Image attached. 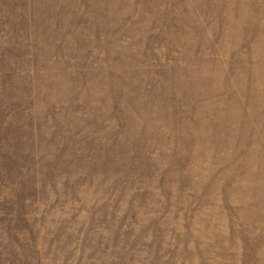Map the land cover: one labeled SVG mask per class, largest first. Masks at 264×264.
Returning <instances> with one entry per match:
<instances>
[{"label":"rangeland","instance_id":"rangeland-1","mask_svg":"<svg viewBox=\"0 0 264 264\" xmlns=\"http://www.w3.org/2000/svg\"><path fill=\"white\" fill-rule=\"evenodd\" d=\"M0 264H264V0H0Z\"/></svg>","mask_w":264,"mask_h":264}]
</instances>
